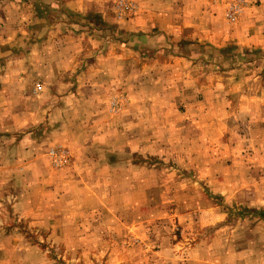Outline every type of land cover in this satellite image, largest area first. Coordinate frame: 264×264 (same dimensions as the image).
Listing matches in <instances>:
<instances>
[{"label": "rangeland", "instance_id": "obj_1", "mask_svg": "<svg viewBox=\"0 0 264 264\" xmlns=\"http://www.w3.org/2000/svg\"><path fill=\"white\" fill-rule=\"evenodd\" d=\"M263 3L68 0L37 19L50 77L17 89L0 66V264H264Z\"/></svg>", "mask_w": 264, "mask_h": 264}, {"label": "crops", "instance_id": "obj_2", "mask_svg": "<svg viewBox=\"0 0 264 264\" xmlns=\"http://www.w3.org/2000/svg\"><path fill=\"white\" fill-rule=\"evenodd\" d=\"M67 1L68 0H0V66L5 63L13 67L11 74H9V72H1L0 77L3 78L7 73L5 80L13 81V88L16 87L18 89L19 81L21 80H28L30 82L35 79L50 77L49 73L53 69L52 65L56 64V61L50 62L49 59V57H51L52 42L50 38L46 39L47 36H45L46 40L43 38L41 44L38 43L39 39L36 38L35 32L38 28V26H36V21L39 19L40 23H48L47 21L49 19H46L47 13L51 15L54 14L52 12L56 13L57 9L59 10L67 6L64 4L67 3ZM260 8L264 9V6L262 5ZM25 20H27L26 25L23 24ZM25 26L26 29H21ZM50 26L51 25H49V27H44L43 31L48 33ZM21 30H25L26 35L20 34ZM62 40L63 39H58V42L55 43L57 44L55 47L61 48ZM23 54L25 55L19 56ZM56 54H58L56 57L62 55L60 58L58 57V60L59 64H64V59L66 57L65 52L61 49L59 52L57 51ZM176 59L185 61V58L174 55H168L167 57L157 55L150 57L146 56L144 61H146V67H148V65H153L152 68L159 69L163 65H174ZM14 64L17 66L15 67ZM1 69L3 70L4 68ZM192 70V67H188L186 71L187 73H191Z\"/></svg>", "mask_w": 264, "mask_h": 264}, {"label": "built area", "instance_id": "obj_3", "mask_svg": "<svg viewBox=\"0 0 264 264\" xmlns=\"http://www.w3.org/2000/svg\"><path fill=\"white\" fill-rule=\"evenodd\" d=\"M240 12V7L238 4H229L228 11H227V18L233 19L235 15Z\"/></svg>", "mask_w": 264, "mask_h": 264}]
</instances>
